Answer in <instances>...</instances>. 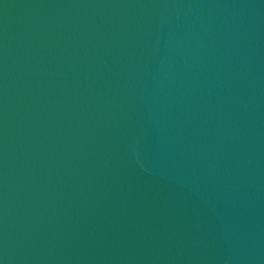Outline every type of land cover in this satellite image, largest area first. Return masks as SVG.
<instances>
[{
  "label": "water",
  "instance_id": "95a60500",
  "mask_svg": "<svg viewBox=\"0 0 264 264\" xmlns=\"http://www.w3.org/2000/svg\"><path fill=\"white\" fill-rule=\"evenodd\" d=\"M0 264H264V0H0Z\"/></svg>",
  "mask_w": 264,
  "mask_h": 264
}]
</instances>
